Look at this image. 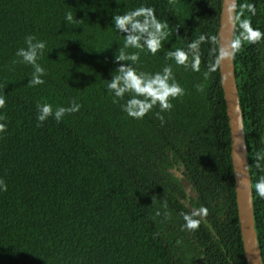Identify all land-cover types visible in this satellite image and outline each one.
I'll return each instance as SVG.
<instances>
[{
    "label": "trees",
    "instance_id": "1",
    "mask_svg": "<svg viewBox=\"0 0 264 264\" xmlns=\"http://www.w3.org/2000/svg\"><path fill=\"white\" fill-rule=\"evenodd\" d=\"M222 1L0 0V264H247L219 68ZM142 6L168 35L155 54L125 52L137 53L138 72L171 66L184 92L170 110L136 119L122 110L128 94L114 102L106 85L130 63L114 60L124 35L113 15ZM242 21L261 36L241 39ZM27 35L46 45L36 86L30 65L13 64ZM201 36L197 70L191 55L189 67L167 56ZM234 41L264 262V199L254 187L264 176L255 161L264 151V0H238ZM70 101L80 108L61 121L36 120L37 103ZM186 216L199 223L187 227Z\"/></svg>",
    "mask_w": 264,
    "mask_h": 264
},
{
    "label": "clouds",
    "instance_id": "2",
    "mask_svg": "<svg viewBox=\"0 0 264 264\" xmlns=\"http://www.w3.org/2000/svg\"><path fill=\"white\" fill-rule=\"evenodd\" d=\"M71 14L66 16V20H71ZM113 27L124 35L123 47H119L114 60L120 63L115 70L117 74L112 75L108 80L106 89L113 97V101L123 99L125 94H128V99L122 105V110L132 118H143L154 106H158L160 112L170 110L172 104L171 99L183 95V88L172 77L171 66H165L161 71L154 73L138 72L133 64L137 61V53H126L127 48L147 49L150 53L155 54L162 46V41L168 35L167 23H161L152 8L139 7L127 11L123 14L113 15ZM242 29L240 33L241 39H250L252 37L259 38L261 33L259 30L252 29L247 21H242L240 24ZM204 36L197 40L188 43L187 48H176L167 53L176 65L189 67L187 63L189 55L192 60L190 67L192 70H197L199 63V46ZM239 45V41H234L233 46ZM45 42L37 40L33 35H27L24 39V46L17 48L13 64L22 63L32 67L31 77L28 80V85L36 86L44 83L43 76L45 69L37 63L38 57L42 55L45 49ZM4 104L3 97H0V106ZM80 104L75 101H70L68 107L58 106L53 109L48 103L36 105V120L44 122L49 117L59 122L66 113H75L79 110ZM158 118L163 122V117L157 113ZM4 125L0 124V129ZM256 167L259 169L264 164V151H258L255 157ZM3 182L0 181V189ZM255 194L260 199H264V176H260L255 182ZM204 211V210H202ZM187 227L194 228L199 221L185 217Z\"/></svg>",
    "mask_w": 264,
    "mask_h": 264
},
{
    "label": "water",
    "instance_id": "3",
    "mask_svg": "<svg viewBox=\"0 0 264 264\" xmlns=\"http://www.w3.org/2000/svg\"><path fill=\"white\" fill-rule=\"evenodd\" d=\"M237 8L238 0L222 1L218 33L219 68L231 132V159L234 170L237 208L245 258L247 264H264L256 230L244 112L240 102L234 63L233 42L236 29ZM172 172L187 195L196 194V190L190 181L184 178L179 171L173 170Z\"/></svg>",
    "mask_w": 264,
    "mask_h": 264
}]
</instances>
